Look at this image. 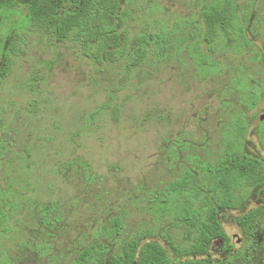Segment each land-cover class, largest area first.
<instances>
[{"label":"rangeland","instance_id":"374dc122","mask_svg":"<svg viewBox=\"0 0 264 264\" xmlns=\"http://www.w3.org/2000/svg\"><path fill=\"white\" fill-rule=\"evenodd\" d=\"M212 1L127 0L124 30L134 38L175 23H200L201 6ZM251 12V23L253 17L264 21V1ZM22 22L20 15L0 14V67L3 59L11 61L0 84V137L12 141L0 165V211L6 215L0 264H71L115 218L123 222L120 237L110 230L105 235L115 252L132 233L150 232L146 241L175 259L164 239L186 247L194 234L160 209L165 186L215 164L238 115L247 123L245 153L264 162L263 41L254 37L261 59L218 55L222 75L201 79L187 51L132 70L125 63L100 68L70 41L18 28ZM238 75L254 79L248 85L258 89L251 110L232 90ZM263 202L264 188L221 212L232 250L214 240L202 258L218 263L238 250L243 237L234 218ZM262 238L258 230L255 259L244 264H264Z\"/></svg>","mask_w":264,"mask_h":264},{"label":"trees","instance_id":"16d2710c","mask_svg":"<svg viewBox=\"0 0 264 264\" xmlns=\"http://www.w3.org/2000/svg\"><path fill=\"white\" fill-rule=\"evenodd\" d=\"M126 1L0 0V14L20 15L24 22L18 28L45 35L58 43L70 41L82 56L100 68L125 63V69L132 70L150 59L165 61L187 51L197 75L207 79L222 75L223 66L215 59L218 55L249 57L253 61L262 58L255 41L260 39L264 43V21L253 17L250 22L251 10L258 0L204 3L200 8V23H175L159 32H143L134 38L124 30L129 17L128 10L123 9ZM23 8L26 14L21 16ZM10 73L11 61L5 58L0 67V84ZM248 79L255 83L248 75H238L231 78V85L233 91L241 93L244 109L251 110L258 103L259 92L249 87ZM230 123L225 147L215 164L202 165L199 172H188L165 186L160 209L174 223L194 234L192 243L186 247L176 245L170 236L164 239L175 259L157 242L146 241L152 236L150 232L132 233L115 252L105 238L108 230L120 237L123 222L115 218L93 243L78 252L71 264H244L254 260L258 230H262L264 241V202L234 218L243 237L238 250L218 263L202 258L208 255L214 240L221 241L226 251L232 250L220 213L236 209L251 192L264 188V162L244 151L245 119L234 116ZM11 146L9 135L0 137V165ZM198 174H202L200 179ZM49 207H44V216L48 215ZM5 221L6 215L0 211V222Z\"/></svg>","mask_w":264,"mask_h":264},{"label":"flooded vegetation","instance_id":"af4514ba","mask_svg":"<svg viewBox=\"0 0 264 264\" xmlns=\"http://www.w3.org/2000/svg\"><path fill=\"white\" fill-rule=\"evenodd\" d=\"M262 257H263L262 260H264V254H262Z\"/></svg>","mask_w":264,"mask_h":264}]
</instances>
